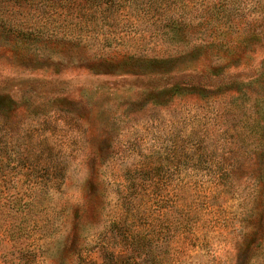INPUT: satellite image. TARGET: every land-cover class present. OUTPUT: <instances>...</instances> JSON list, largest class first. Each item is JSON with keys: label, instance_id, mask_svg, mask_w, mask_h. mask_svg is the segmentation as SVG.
<instances>
[{"label": "rangeland", "instance_id": "obj_1", "mask_svg": "<svg viewBox=\"0 0 264 264\" xmlns=\"http://www.w3.org/2000/svg\"><path fill=\"white\" fill-rule=\"evenodd\" d=\"M128 5L98 20L109 32L97 25L77 34L71 24L73 40H0V94L12 99L8 119L0 118V197L40 198L28 217L41 218L48 236L28 240L41 264L65 262L76 214L93 217L96 242L104 221L125 210L121 196L142 194V212L128 215L136 228L148 232L151 197L161 195L169 220L187 212L196 220L190 232L176 223L168 233L165 216L161 264H264V192L253 176L260 166L219 176L217 165L236 144L231 116L241 99L252 105L255 92L264 94V0L189 2L159 26ZM17 15L45 18L42 9ZM53 18L72 17L66 10ZM229 79L251 81L255 92L219 90ZM193 87L211 95L187 93ZM91 196L100 201L96 217L86 210ZM10 249L0 248V264H10Z\"/></svg>", "mask_w": 264, "mask_h": 264}, {"label": "trees", "instance_id": "obj_2", "mask_svg": "<svg viewBox=\"0 0 264 264\" xmlns=\"http://www.w3.org/2000/svg\"><path fill=\"white\" fill-rule=\"evenodd\" d=\"M199 1L202 0H0V5H2L0 7V40L10 36H14V39L20 41L28 39L36 42H54L60 39H67L66 31L69 25L73 24L78 27L71 28L69 26L70 31L78 29L77 34L84 30H91L99 25V19H102L103 23L108 22L110 16L105 12L106 10H110L115 4L123 3L129 4L128 7L134 6L144 14H149V19H151L154 26H159L163 23V18L166 19L168 17L167 11L176 6L181 7L189 4V2L196 5ZM209 1L213 3L226 0ZM213 6H216V4L214 3ZM32 9L35 12L38 9H42L45 18L41 20L24 19L17 15V12L21 14L26 10L30 12ZM66 10H69L72 17L69 18V21L58 22L56 21L57 19L53 18L54 15L60 16ZM99 10H103L100 11L101 14H97ZM166 25H168L167 22L163 24V26ZM98 27H100L98 28L99 32H109V28L103 29V24ZM121 29H126V26L123 25ZM60 31H64V33L59 34ZM74 37L71 36L68 39L73 40ZM233 54L235 56L240 55L237 52H233ZM152 59L156 58H150V60ZM199 74H201V77L205 76L202 73ZM212 74L218 77L220 69L217 68L216 72ZM251 84V81L247 80L229 79L224 85H220L218 89H227L239 94H246L244 93V87L250 86V95L255 92ZM219 90L218 95L220 97L222 94H219ZM187 93L199 94L204 97L211 95L209 91L194 87L190 88ZM255 93L256 99L253 100V106L249 105L247 101L245 102L246 99H249V96L245 95L244 97L247 98L241 99L242 105L237 109V114H232L231 118L237 120L234 123L233 136L236 144L230 150L229 159L222 158L229 161L227 163L219 161L217 165L221 169L219 176L229 175L233 171L236 172L242 169L245 165H259L260 168L253 176L259 182V187L261 188L262 186V191L264 192V94L261 92ZM11 100V97L0 94L1 119H8L7 109L10 107ZM233 107L223 110L216 119L225 117V114L232 111ZM250 108L254 110L247 113ZM0 149H3L2 144H0ZM0 154L3 155L2 150H0ZM145 196V194H142L132 199L121 196V208L125 210L113 213L104 221L103 229L96 236L99 241L96 240V242H92L89 236L92 234V230L97 228V226L95 228L91 226L93 217H85L86 211L83 212V215H78L75 212L76 217H80L74 223L75 226L72 232H69V251H65L68 256L64 259L65 262H58L53 258V264H161L159 261L160 251L158 250H160L159 242L163 239V234L166 231L165 216L168 220V233L172 232L176 223H179L176 225L180 226L181 231L190 232L194 228L196 220L194 215L188 212L179 219L175 216L173 220H169L165 197L161 195L159 197H151L152 220L149 223L151 226L148 232H145L140 227L136 228L133 224L128 223V215L131 209L133 210L134 208L142 212L144 205L147 204ZM98 201V199H94L91 196L86 203V210L96 213L94 217L100 213V201ZM40 203L38 196L16 195L0 197V248L4 247L5 249V246L8 245L15 252H19L17 256L13 257L14 251L12 249L5 250L11 255L10 264H41L37 260V247L31 245L28 240L30 236L36 237L37 240L48 236L44 226L40 223L41 218L28 217V215L33 214V211ZM172 206H174V203L173 205L171 204ZM149 216L150 214L148 213L141 215V222L147 221ZM119 239L123 240L125 250L123 253L115 251L114 246L117 245ZM93 250L100 253L99 259L91 258Z\"/></svg>", "mask_w": 264, "mask_h": 264}]
</instances>
